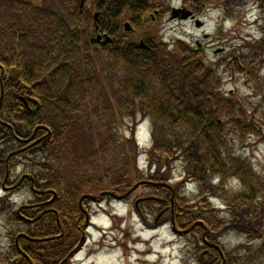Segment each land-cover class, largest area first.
Masks as SVG:
<instances>
[{
    "label": "trees",
    "instance_id": "obj_1",
    "mask_svg": "<svg viewBox=\"0 0 264 264\" xmlns=\"http://www.w3.org/2000/svg\"><path fill=\"white\" fill-rule=\"evenodd\" d=\"M259 2L264 15V0ZM184 4L197 13L220 7L225 18L234 17L230 0ZM50 5L0 0V117L13 126L0 129L20 145L6 148L2 155L26 148V156L29 148L14 139V131L29 137L38 128L36 137L41 140L28 158L34 160L37 187L46 192L38 197L53 199L32 201L14 213L25 231L11 235L8 248L0 249V264H69L81 246L86 219L88 201L81 197L105 192L128 197L134 180L142 179L135 138L139 117H148L153 126L148 153L149 167H156V172L148 176L156 184L149 189L164 199L153 202L161 209L163 224L173 219L174 225L189 230L195 264H205L200 258V250L206 248L203 234L222 248L225 264H262L264 171L245 153L248 138L260 141L263 136L264 113L258 104L264 103V86L258 91L260 71L251 60L264 64V30L249 45L251 53L234 47L210 63L203 50L182 41L171 49L159 43L149 50L128 41L122 19L143 28L147 14L166 6L167 0H99L96 22L90 8L81 10L77 0H52ZM92 24L113 41H86ZM145 40L151 44L150 34ZM107 60L114 63V106L98 77L99 64ZM240 72L254 94L223 91L224 74L238 82ZM120 123L130 131L127 146L118 133ZM44 127L50 131L47 137ZM11 142L8 146H15ZM178 163L184 179L165 186ZM236 180L240 188L231 190ZM187 181L196 186L193 196L184 190ZM213 191L221 195V212L228 218L219 219L220 211L213 210ZM230 233L246 237L247 243L224 248L222 235ZM210 253L222 264L215 249Z\"/></svg>",
    "mask_w": 264,
    "mask_h": 264
},
{
    "label": "rangeland",
    "instance_id": "obj_2",
    "mask_svg": "<svg viewBox=\"0 0 264 264\" xmlns=\"http://www.w3.org/2000/svg\"><path fill=\"white\" fill-rule=\"evenodd\" d=\"M34 3H41L46 5L52 4V0H34ZM97 0H87V3H93ZM233 7L230 6V14L233 18H225L222 15V10L210 6V10L204 13L203 20L205 22L204 28H197L192 19H177L172 17L171 9L166 10L158 25V38L164 43L172 44L179 37L186 42H198L203 50L206 59L214 62L217 59L224 58L230 49L234 47L241 48L243 52H249V45L261 36L264 30V15L260 10L259 0H230ZM51 6V5H50ZM167 6L181 8L184 6V0H169ZM161 18V16H160ZM201 23V22H200ZM200 23L198 26H200ZM171 47V46H170ZM222 54L216 56V51H223ZM249 50V51H247ZM252 51H250L251 53ZM264 56V55H263ZM258 57V56H257ZM254 63V70L260 71L259 89L261 91L264 83V64L259 65L257 58ZM114 63L107 60L99 64L98 77H100L101 85L104 92L110 96L109 101L114 106L116 104V94L112 95V73ZM245 65L238 69H243ZM240 80L237 82L235 76L230 78L228 74H224L223 91H240L244 96L254 94L245 85L244 80L241 79L244 72L237 73ZM262 78V80L260 79ZM252 99V98H251ZM258 108L264 113V103L258 104ZM258 115V112H257ZM257 118V116H256ZM138 139L140 147L146 149L148 147V140L144 137V127L138 128ZM263 136L259 139L248 138V147L246 151L247 158H250L259 170L264 171V127L262 126ZM118 133L121 137V142L125 145L127 141L126 126L124 123L119 124ZM1 134V133H0ZM4 136H0V145L3 144ZM128 143H126V146ZM31 155V154H28ZM31 157V156H30ZM33 158L28 156H21L17 160L11 161L7 169V158L3 160L0 158V249H7L11 243V235L24 233L23 222H16L14 217L15 212H19L23 206L30 204L32 201H40L37 198V193L31 188L30 179L33 172L30 169L33 163ZM146 157H141L140 165L144 170L143 163ZM178 163L170 173V181L176 183L180 181L183 172ZM142 170V171H144ZM149 174V170L144 172ZM140 179L134 180V186L130 190L129 199L126 202H118L111 198H106L100 203L88 202L85 206L86 210L91 214L92 229L86 231L87 241L82 247V250L74 257L70 264H140L138 261L147 263L149 259L150 264H195V250L194 240L189 234L175 233L172 228L175 226L173 221L162 223L164 219L160 207L153 201H164L157 196L156 190L148 188L147 184H142L146 181L142 176ZM231 190H238L239 183L231 181ZM216 180H213V184ZM37 190L39 188L36 186ZM196 186L194 184H185L184 190L189 196H193ZM159 193V192H158ZM210 200L213 203V210L219 212V219H226L229 217L227 212H221L224 209V204L221 195L211 192ZM219 198V199H218ZM137 203V204H136ZM153 207V208H152ZM155 207V208H154ZM110 215L113 211L120 216H105V212ZM23 216H25L23 214ZM141 216V217H139ZM158 216V221L155 222ZM117 217V218H114ZM122 219V220H121ZM93 223L95 227L93 226ZM146 224V225H145ZM163 224V225H162ZM121 226L123 228H121ZM177 230H182L175 226ZM97 230H105L104 235ZM246 237L238 236L234 233L223 234L221 244L224 248L237 249L239 245L247 243ZM193 248V249H192ZM149 252V256H143ZM142 254V255H140ZM264 264V260H263Z\"/></svg>",
    "mask_w": 264,
    "mask_h": 264
},
{
    "label": "water",
    "instance_id": "obj_3",
    "mask_svg": "<svg viewBox=\"0 0 264 264\" xmlns=\"http://www.w3.org/2000/svg\"><path fill=\"white\" fill-rule=\"evenodd\" d=\"M85 0H83L82 2H84ZM181 11V13H182V17L181 18H184V19H186V18H188L190 15H192V13L190 12V11H185V10H180ZM178 13H179V10H174V15L175 16H178ZM199 23H197V25H198ZM200 25H201V23H200ZM124 27H125V29H126V31L128 30V31H131L132 30V27H131V25L129 24V23H126L125 25H124ZM101 36L100 35H98L97 36V38L95 37L94 38V34H92V33H90V32H88V34H87V39H88V41L89 42H94V41H100L101 40ZM109 42V41H111V38L110 37H108L107 35H105V41L104 42ZM140 47H142V48H145L146 46H145V44H144V42H141V44H140Z\"/></svg>",
    "mask_w": 264,
    "mask_h": 264
},
{
    "label": "flooded vegetation",
    "instance_id": "obj_4",
    "mask_svg": "<svg viewBox=\"0 0 264 264\" xmlns=\"http://www.w3.org/2000/svg\"><path fill=\"white\" fill-rule=\"evenodd\" d=\"M153 41H155V39Z\"/></svg>",
    "mask_w": 264,
    "mask_h": 264
}]
</instances>
